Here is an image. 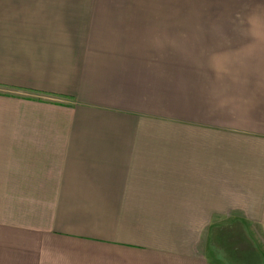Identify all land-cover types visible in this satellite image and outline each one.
Segmentation results:
<instances>
[{
    "label": "crops",
    "instance_id": "1",
    "mask_svg": "<svg viewBox=\"0 0 264 264\" xmlns=\"http://www.w3.org/2000/svg\"><path fill=\"white\" fill-rule=\"evenodd\" d=\"M217 224L264 262V0H0V264H233Z\"/></svg>",
    "mask_w": 264,
    "mask_h": 264
},
{
    "label": "trees",
    "instance_id": "2",
    "mask_svg": "<svg viewBox=\"0 0 264 264\" xmlns=\"http://www.w3.org/2000/svg\"><path fill=\"white\" fill-rule=\"evenodd\" d=\"M227 235V240L235 239V237H238L239 242L242 241L243 243L247 244V249L239 250L240 247L238 245L233 249L229 248L227 244L225 243L224 235ZM216 240L218 244L224 248H226V251H230L231 254H233L234 258L239 261L240 264H262L263 259L262 256L256 254L253 251V247L248 242L249 240L245 237L244 233L242 232V229L240 227V224H234L232 228L224 229V230H218L216 235ZM224 243V244H223ZM222 244V245H221ZM225 250V249H224ZM235 264V261H233ZM237 264V263H236Z\"/></svg>",
    "mask_w": 264,
    "mask_h": 264
},
{
    "label": "rangeland",
    "instance_id": "3",
    "mask_svg": "<svg viewBox=\"0 0 264 264\" xmlns=\"http://www.w3.org/2000/svg\"><path fill=\"white\" fill-rule=\"evenodd\" d=\"M224 224H217V226L218 227H220L221 229H219V230H224V229H229L230 227H221V226H223ZM232 227V226H231ZM224 238H225V241L227 240L226 238H227V235L225 234L224 235ZM249 243H250V245L252 246V244H251V242L250 241H248ZM226 244H227V246L231 249V248H235L237 245H238V247H240L239 248V250H243V249H247V244L246 243H243L242 241H240L239 242V239H238V237H235V239H230V240H228V241H226L225 242ZM224 244V243H223ZM222 245V244H221ZM220 248H222L221 246H219ZM214 249V251H213V253L214 254H216V256H218L220 253L219 252H217V250L215 249V248H213ZM226 250V248H225V246H224V248H222V250ZM232 250V249H231ZM244 251V250H243ZM224 252V254H226L227 255V257H230L231 258V260L232 261H235V264L237 263V264H240L239 263V261H237L235 258H234V256H233V254H231L230 253V251H223ZM233 264H234V262H233ZM252 264H256V263H252ZM262 264H264V262L262 263Z\"/></svg>",
    "mask_w": 264,
    "mask_h": 264
}]
</instances>
